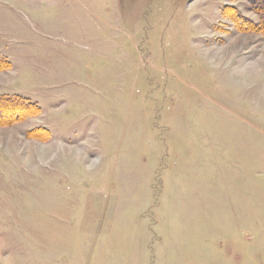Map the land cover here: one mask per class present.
I'll use <instances>...</instances> for the list:
<instances>
[{"label":"rangeland","instance_id":"rangeland-1","mask_svg":"<svg viewBox=\"0 0 264 264\" xmlns=\"http://www.w3.org/2000/svg\"><path fill=\"white\" fill-rule=\"evenodd\" d=\"M0 59V264H264V0H0Z\"/></svg>","mask_w":264,"mask_h":264},{"label":"trees","instance_id":"trees-1","mask_svg":"<svg viewBox=\"0 0 264 264\" xmlns=\"http://www.w3.org/2000/svg\"><path fill=\"white\" fill-rule=\"evenodd\" d=\"M8 64L9 62L0 59V67H4ZM23 108L24 107L22 104L19 105L17 103H9L8 101L6 102L5 100H0V115H1V112L2 111L5 112V110L8 112H15V111L19 112L21 110H24Z\"/></svg>","mask_w":264,"mask_h":264}]
</instances>
